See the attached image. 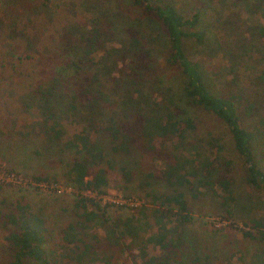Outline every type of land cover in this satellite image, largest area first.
<instances>
[{
  "label": "rangeland",
  "instance_id": "obj_1",
  "mask_svg": "<svg viewBox=\"0 0 264 264\" xmlns=\"http://www.w3.org/2000/svg\"><path fill=\"white\" fill-rule=\"evenodd\" d=\"M171 1L187 15L192 13L189 0ZM223 4L201 19L199 28L208 33L207 44L200 46L188 41L187 53L200 62L209 90L220 96H239L244 105L251 102L255 108L251 120L255 121L264 115V83L259 79L264 74V33L260 32L264 20H258V15L255 16L258 19L248 18L228 3ZM129 9L126 0H52L49 7H42L35 0L0 1V174H14L18 179L14 182L13 178L3 176L8 182L0 184V264H5L11 256L2 226L3 216L17 203L29 205L33 212L45 218L49 250L59 248L61 232L72 221L77 193L68 186L67 171L73 155L61 144L49 146L43 135L46 127L37 112L18 102L20 96L32 94L37 87L51 89L55 109L66 128V138L84 130L103 153L102 167L108 172V184L105 194L96 199L112 216L129 215L141 205L148 207V193L162 195L175 191L176 188L147 176L164 169L169 160L155 159L139 140L130 145L128 152L113 153L108 133L91 129L85 121V112L74 117L69 111L81 81L69 64L78 61L83 53L80 33L88 32L99 19L105 20L103 14H121L117 21L125 22L129 18L139 29L142 47L150 51L152 58V69L146 73L148 81L144 82L145 94L160 92V85L175 89L181 86L180 72L165 63L167 45L160 26L146 20L138 10L130 13ZM103 45L108 50L114 44L103 42ZM100 54L98 49L92 56L94 61L100 59ZM131 58L123 64L131 67ZM93 64L97 63L88 61L83 67L89 69ZM30 100H26L29 105ZM98 105L96 111L101 108L105 115L97 116L95 123L102 128L112 117L116 121L133 122L139 106H143L129 104L109 90L98 96ZM188 112L195 126L191 139L205 145L218 144L222 147L221 158L232 160L235 177L232 191L236 202L232 214L227 216L220 198L210 190L177 188L184 193L192 220L181 226L173 222L171 228L175 236H180L182 248L192 256L203 253V258L209 255L219 261L217 264H225L224 259L233 255L231 264H245L244 261L251 264L252 255L256 254L255 242L244 240L241 232L248 230L244 222L250 214L264 208V191L254 192L246 185L227 127L199 108L191 107ZM254 153L259 165L264 167V148L255 145ZM124 172L131 175V180ZM36 177L47 180L35 188Z\"/></svg>",
  "mask_w": 264,
  "mask_h": 264
},
{
  "label": "trees",
  "instance_id": "obj_2",
  "mask_svg": "<svg viewBox=\"0 0 264 264\" xmlns=\"http://www.w3.org/2000/svg\"><path fill=\"white\" fill-rule=\"evenodd\" d=\"M35 1L42 7H49L52 2ZM126 1L130 13L138 10L146 20L160 26L167 45L165 63L180 72L181 86L175 89L160 85V92L145 94L144 82L148 81L146 73L152 69V58L150 51L142 47L139 29L129 18L125 22L117 21L121 14H103L105 20L99 19L88 32L80 33L83 53L78 61L69 64L81 80L69 111L74 117L85 112V121L91 129L108 133L113 153H126L130 145L139 140L155 159L169 160L164 169L147 176L176 189L170 194L148 193V207L141 205L129 215L112 216L96 199L105 194L108 184V172L102 167L103 153L84 130L66 138V128L55 109L51 89L45 91L37 87L32 94L20 96L18 102L37 112L46 127L43 135L49 146L61 144L72 153L67 179L68 186L77 194L72 221L61 232V245L54 250L47 248L49 229L45 218L33 212L29 205L17 203L5 214L2 226L11 253L5 264H119V261L122 264H217L219 261L209 255L203 258V253H195L192 256L183 249L180 236H175L171 228L173 222L181 226L192 220L184 193L177 188L210 190L220 198L227 216L232 214L236 202L232 191L235 185L232 160L221 158L222 147L218 144L205 145L191 139L195 130L188 112L191 107L213 115L227 127L245 173L246 185L254 192L264 191V167L259 165L254 153L255 145L264 148V115L252 121L255 108L251 102L246 101L244 105L239 96L212 93L204 82L200 62L194 60L186 48L188 41L200 46L207 44L208 33L199 25L218 4L228 3L248 18L264 20V0H189L192 13L188 15L171 0ZM260 32L264 33L263 27ZM103 42L114 45L105 50ZM98 49L102 54L94 61L92 56ZM128 57H132L131 67L123 64ZM88 61L97 64L84 69ZM259 79L264 83V74ZM107 90L129 104L142 103L133 122L116 121L111 116L103 128L95 123L97 116L105 115L101 108L98 111L96 108L98 96ZM28 99H31L30 105ZM124 176L131 180L128 172H124ZM34 180L40 184L47 179L36 177ZM87 193L93 196H85ZM244 224L248 230L241 232L242 238L255 242L256 247L250 263L264 264V208L254 210ZM232 258L230 255L224 259L225 264H231Z\"/></svg>",
  "mask_w": 264,
  "mask_h": 264
},
{
  "label": "built area",
  "instance_id": "obj_3",
  "mask_svg": "<svg viewBox=\"0 0 264 264\" xmlns=\"http://www.w3.org/2000/svg\"><path fill=\"white\" fill-rule=\"evenodd\" d=\"M0 172H1V169H0ZM6 174H8V173H6ZM3 176L4 177H7V178L11 177V178L14 179V182H18V179L15 178L14 174H9L8 176H5V175L0 174V184L1 183H4V182H8L7 178H4ZM35 186H36L35 188H38L39 187V184H36Z\"/></svg>",
  "mask_w": 264,
  "mask_h": 264
}]
</instances>
